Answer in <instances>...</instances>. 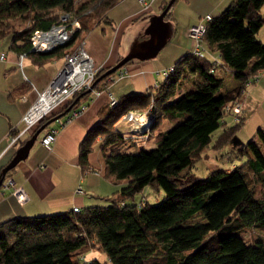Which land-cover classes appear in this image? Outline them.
Returning <instances> with one entry per match:
<instances>
[{"label":"trees","instance_id":"1","mask_svg":"<svg viewBox=\"0 0 264 264\" xmlns=\"http://www.w3.org/2000/svg\"><path fill=\"white\" fill-rule=\"evenodd\" d=\"M119 1L0 0V40L9 36L19 54L26 52L34 59L65 57L101 20L109 21L106 13ZM57 11L71 13L80 27L68 42L51 51L31 50L32 32L49 28L59 16ZM14 18L29 24L14 29ZM263 26L264 0H231L209 21L203 55L193 51L181 55L175 70L155 91L122 95L116 106L108 103L100 112L101 120L81 142L80 160L84 169H90L88 155L98 145L104 177L123 185L109 196L108 204L0 222V264H103L96 257L80 259V253L89 250L91 239L107 254L110 264H264V238L248 242L241 233L253 227L264 233V201L248 178L250 174L264 183V153L257 141L259 138L264 144V125L244 142L238 135L244 117L240 113L236 119L232 108L226 109L228 103L243 97L246 80L264 71V39L259 35ZM110 67L98 68L94 88H103L108 75L102 74ZM220 69L232 73L241 84L224 91L222 79L215 75ZM187 72L197 74L193 86L170 101L177 93V76ZM92 92H76L68 104L43 117L38 126L58 113H68ZM152 100L157 115L150 131L164 117L182 120L157 130L154 147L140 148L130 130H121L118 123L127 110L145 109ZM229 114L231 123L225 120ZM219 127L222 129L215 135ZM12 133L17 130L13 128ZM128 141L137 149L120 151L119 144ZM113 143L118 146L110 148ZM226 145L246 158L243 164L232 169L215 167L206 176L193 172L204 148ZM146 186L163 189V199L155 204L128 201ZM197 213L203 220L186 223Z\"/></svg>","mask_w":264,"mask_h":264},{"label":"crops","instance_id":"2","mask_svg":"<svg viewBox=\"0 0 264 264\" xmlns=\"http://www.w3.org/2000/svg\"><path fill=\"white\" fill-rule=\"evenodd\" d=\"M229 1L175 0L166 17L171 22V35L160 51L152 58H136L123 65V74L111 81L108 88H102L98 95L92 92L87 99L81 101L86 102L88 107L78 117L65 124L58 120L51 122L37 137L28 157L11 169L8 176L14 179L16 187L24 189L28 198L20 202L14 193V186L1 188L0 222L15 216L68 212L75 207L82 209L99 204L101 197L109 198L119 190L123 183H114L104 177V158L98 145L95 144L88 155L90 169H84L80 160L81 142L88 130L101 120L100 112L108 104L109 92L120 98L125 94L155 91L158 87L155 84L160 86L166 80L162 71L175 65L181 55L192 51L194 42L189 36V26L200 21L207 13L213 17L219 15L229 5ZM168 2L169 0H120L112 6L106 13L109 21L101 20L84 38L86 48L97 66L101 68L114 65L135 46L136 41L145 39V28L151 16L160 13ZM10 44V39L0 40V169L15 154L21 139L25 140L33 132L22 133L12 143L10 138L13 128L16 131L23 126L24 114L63 65L58 64L56 57L34 59L28 54L21 67L18 64L19 51ZM202 46L206 48L204 43ZM2 52H5L3 57ZM215 75L222 79L224 91L241 84L240 79L222 69L215 71ZM196 78L197 74L193 72L177 76V93L169 100L178 98L191 88ZM243 101L241 114L245 122L241 128H247L250 134L255 135L258 127L264 125V76L247 86ZM227 116L225 120L231 123L233 116ZM61 120L65 121V116ZM174 121L168 117L161 119L150 133L152 147L156 145L154 135L157 130L173 126ZM123 124L127 125L126 131H123L129 133L128 122L119 123L121 130ZM52 128L57 129V135L49 148L42 144L41 138ZM239 138L246 142L240 136ZM257 141L264 153V144L259 138ZM130 144L136 146L128 141L119 144V148ZM116 146L117 143H113L110 148ZM208 155L206 152V156ZM80 186L83 188L82 192L77 190Z\"/></svg>","mask_w":264,"mask_h":264},{"label":"built area","instance_id":"3","mask_svg":"<svg viewBox=\"0 0 264 264\" xmlns=\"http://www.w3.org/2000/svg\"><path fill=\"white\" fill-rule=\"evenodd\" d=\"M145 2V0H140ZM213 18V15L210 13L205 14L202 19L196 23H192L189 28V36L194 42V47L192 51L198 55H203L205 50L202 46L204 41L205 34L207 32L208 23ZM70 20V21H69ZM80 26L78 19L73 18L72 14L66 12L62 16H58L57 21L53 22L52 25L45 28H36L31 34V50L36 52H45L51 51L58 46L68 42L75 29ZM5 55V52H2V57ZM28 54L22 52L19 54L18 64L23 66V60ZM63 65L59 68L54 77L50 80L49 84L39 92V95L35 102L29 107L27 112L22 118L23 126L20 127L16 134H12L10 140L15 142L20 138V135L26 131H34L36 124L46 116H50L55 111L61 110L66 104H68L76 92H79L83 89H89L92 87L93 80L98 71V66L95 63L94 57L89 53L86 48L85 40H82L77 46L74 47L70 52L65 56ZM216 64L219 63V60L215 58L214 61ZM175 70V66L172 65L168 68H165L162 73L165 77L170 76V74ZM212 71H214L212 69ZM123 71L121 68L117 69L107 77V81L103 85L104 88H108L111 81H113L117 76H121ZM258 76V75H257ZM257 76L249 78L246 80L245 84L254 82V79L258 78ZM158 86V84H155ZM93 93L98 95L101 92V89L92 87ZM243 97L236 100L233 104L228 103L226 109L232 108L235 113L236 119L239 118V114L242 113L243 107ZM110 106H116L118 104V98L109 92V101ZM88 107V104L81 102L79 105L72 107L67 116L66 120H61L59 117L57 120L61 124L78 117L82 114ZM156 108L154 100L145 109H129L127 110L119 119L120 122H128L130 129V136L136 143H141L146 145L150 137L151 125L156 119ZM118 123V124H119ZM57 129H50L42 138L41 142L46 147H51L52 143L56 140ZM100 138V137H99ZM15 181L10 176H6L3 181L2 188H8L14 186V193L17 194L20 202H24L28 195L22 187H16ZM79 192L83 191V188L80 186L77 189ZM79 207H75L74 210H79Z\"/></svg>","mask_w":264,"mask_h":264},{"label":"rangeland","instance_id":"4","mask_svg":"<svg viewBox=\"0 0 264 264\" xmlns=\"http://www.w3.org/2000/svg\"><path fill=\"white\" fill-rule=\"evenodd\" d=\"M81 1L82 0H78L79 3ZM57 13L59 14V16H62L66 12H64V11H57ZM57 19H56V21H57ZM12 21L14 23L12 25L14 27V29H19V30L22 29V28H24L26 25L29 24V22L27 20H24L23 18H14V19H12ZM259 35H260V38L264 39V26L260 30ZM8 39H10L9 36H7L6 38H4L5 41L8 40ZM56 59L58 60V64L59 65L63 64L64 61H65L64 60L65 57H63V56L56 57ZM262 76H264V71L259 72V78L262 77ZM256 82H258V81H256ZM243 96H244V94H243ZM67 114L68 113H66L62 117H64V116L66 117ZM227 118H229V116H227ZM181 120H182V118H180L179 120H175L173 123L176 124V123L180 122ZM55 122H57V121L55 120L52 123H55ZM38 124H36V126H35L36 128H37ZM126 126L127 125L123 124L122 127H121L122 130L123 129L125 130L126 129ZM221 129H222V127H219L214 132L215 135H217L221 131ZM240 130L238 132V135L242 139H244L245 141H247L253 135V133L250 134V132L248 131L247 128H245V129H242L241 128ZM241 132H242V134H241ZM152 145H153V140L152 139H148L145 147L149 148V147H152ZM142 146L143 145L141 143H139V147L141 148ZM119 149H120V151H134L137 148H136V146L134 144H130L128 146L127 145L120 146ZM209 149H210L209 147L206 148L203 151V153H202L203 156L201 158L197 159L194 162L192 169H193V172L196 175L206 176L208 174L209 170H211L212 168H215V167H222V168L232 169V168H234L237 165L243 164L244 161H245V159H246L244 156L238 155L237 152L234 153L232 151L230 145H226V146H224V147H222L220 149H213V148H211L210 151H209ZM263 151H264V146H263ZM206 152L209 153L208 156H206ZM248 178H249L251 184L254 187V190H255L256 195L264 201V183H262L261 181H259L258 179H256L255 176L250 175V174L248 175ZM2 185H3V182H2ZM164 195H165V192H164L163 189H161L160 191H155V190L152 189L151 186H146L143 189L142 192L137 193L134 198H129L128 201L129 202H132V203L133 202L140 203L141 200H144V201H146V202H148L150 204H155V203H158L159 201H161L163 199ZM98 201H99V204L100 205L108 204V203L111 202L110 198H108L107 196L101 197V199L98 200ZM199 220H203V216H202L201 213H197V214L193 215L191 218H189L186 221V223L195 222V221H199ZM241 233L246 238V240L248 242H256L259 239L264 238V233L259 228H254V227L253 228H248V229L242 231ZM89 243H91V246H90L89 250L86 251V252L82 251L80 253V257H81L80 259L82 260L83 258L96 257L103 264H110L109 263V260H108V257H107V254L104 251H102L101 249L97 248V246L95 245V242L93 241V239H91L89 241Z\"/></svg>","mask_w":264,"mask_h":264},{"label":"water","instance_id":"5","mask_svg":"<svg viewBox=\"0 0 264 264\" xmlns=\"http://www.w3.org/2000/svg\"><path fill=\"white\" fill-rule=\"evenodd\" d=\"M174 1L175 0H169L167 5L161 10L160 13L153 14L151 16L150 22L145 28V34L147 37L143 40L136 41L135 46H133L127 54L120 58L118 62L107 69L102 75H109L113 73L131 59H149L154 57L160 51L171 35V22L166 17ZM93 86L94 83L92 84V87ZM92 87L87 89V91H91ZM70 108L71 106L67 110ZM63 114H65V112L58 113L47 119L40 126H38L23 143H21V145L16 149V152L12 158L1 168L0 187L7 176L8 171L14 168L21 160H24L28 157L30 150L37 140L39 134L46 128V126L57 120Z\"/></svg>","mask_w":264,"mask_h":264},{"label":"clouds","instance_id":"6","mask_svg":"<svg viewBox=\"0 0 264 264\" xmlns=\"http://www.w3.org/2000/svg\"><path fill=\"white\" fill-rule=\"evenodd\" d=\"M121 68V67H120Z\"/></svg>","mask_w":264,"mask_h":264}]
</instances>
